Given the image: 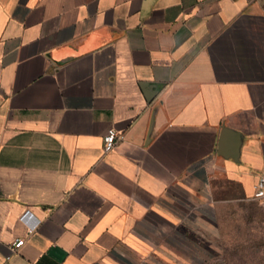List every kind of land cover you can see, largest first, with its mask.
<instances>
[{"label":"crops","instance_id":"crops-1","mask_svg":"<svg viewBox=\"0 0 264 264\" xmlns=\"http://www.w3.org/2000/svg\"><path fill=\"white\" fill-rule=\"evenodd\" d=\"M263 168L262 0H0V264H208Z\"/></svg>","mask_w":264,"mask_h":264},{"label":"rangeland","instance_id":"rangeland-1","mask_svg":"<svg viewBox=\"0 0 264 264\" xmlns=\"http://www.w3.org/2000/svg\"><path fill=\"white\" fill-rule=\"evenodd\" d=\"M218 239L208 264H264V201L225 199Z\"/></svg>","mask_w":264,"mask_h":264},{"label":"built area","instance_id":"built-area-1","mask_svg":"<svg viewBox=\"0 0 264 264\" xmlns=\"http://www.w3.org/2000/svg\"><path fill=\"white\" fill-rule=\"evenodd\" d=\"M264 4V0H262ZM118 133L116 132L115 129L110 128L108 129L107 133L103 137L102 141V149L104 153L112 151L117 144L118 141ZM250 199L258 201V202H263L264 201V168H263V173L258 176L257 181L255 182L253 186V193L250 196ZM29 212L26 211L21 215V220L24 221L25 223L27 222V219L29 218ZM35 228V225H29L28 224V233H31ZM24 243V238H19L16 239L10 246H9V252L10 253H16L17 250L23 245Z\"/></svg>","mask_w":264,"mask_h":264}]
</instances>
